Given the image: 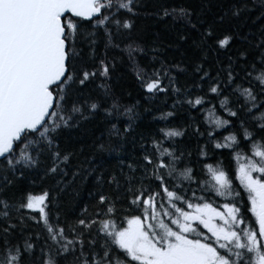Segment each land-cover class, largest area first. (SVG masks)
Masks as SVG:
<instances>
[{
	"label": "snow or ice",
	"instance_id": "1",
	"mask_svg": "<svg viewBox=\"0 0 264 264\" xmlns=\"http://www.w3.org/2000/svg\"><path fill=\"white\" fill-rule=\"evenodd\" d=\"M139 7L140 0H0V264H264V34L226 65L202 56L191 72L163 61L149 71L136 60L145 48L134 42L121 48L124 39L131 41ZM163 15L199 31L201 21L193 22L194 12L186 8L165 9ZM233 39L217 36L209 25L197 47L210 52ZM113 50L127 54L146 94L184 96L180 102L193 109L211 105L204 110L207 129L195 127V134L207 138L199 154L206 158L209 144L228 149L235 170L202 164L210 177L202 181L185 163L191 152L171 143L185 132L161 128L141 136V155L122 161L118 174L97 176V190L89 193L94 203L74 222L53 212L50 188L10 195L29 172L42 173V182L66 183L76 152L62 146L64 130L102 107L107 116L120 114L110 85L96 84L111 79ZM181 75L192 80L191 89L180 84ZM89 85L103 96H93ZM195 91L204 95L193 96ZM206 96L219 100L218 106ZM217 107L227 119L217 115ZM221 130L227 135L218 139ZM112 131L120 135L115 125ZM212 194L230 199L214 206Z\"/></svg>",
	"mask_w": 264,
	"mask_h": 264
},
{
	"label": "trees",
	"instance_id": "2",
	"mask_svg": "<svg viewBox=\"0 0 264 264\" xmlns=\"http://www.w3.org/2000/svg\"><path fill=\"white\" fill-rule=\"evenodd\" d=\"M140 5L139 14L135 17V29L131 33V41L124 39L121 48L129 42H134L133 46L139 44L145 48L146 55H139L136 60L141 66L147 65L149 71L153 68L160 69V61H163L165 66L180 64L191 72L192 62H200L202 56H207L217 66L226 65L229 57L233 59L236 57L238 49L249 48L248 42L258 41L264 34V0H140ZM237 7L243 9L238 16L233 15ZM180 8L194 12L193 22L197 18L201 21L198 25L199 31L188 30L182 21L163 15L165 9L171 11ZM209 25L215 29L217 36H234L231 44L226 48L218 50L213 48L210 52H202L197 47L200 32L207 29ZM152 49L156 51L153 52ZM100 51L103 52L102 45ZM249 51L258 56L255 49H249ZM110 55L116 57L115 69L110 74L111 79L98 80L96 84L103 82L110 85L111 94L118 98L121 105L120 114L107 116L102 107L89 120L64 130L62 146L74 149L76 152L66 183L57 186L51 180L42 182L40 179L42 173L29 172L23 179L16 182V187L10 189V195L18 189L39 193L43 189L50 188L54 204L53 212L58 211L62 220L74 222L85 205L94 203L89 193L97 190V176L101 172L105 178L118 174L122 161L131 163L135 157L141 155L140 145L144 143L141 136L148 137L161 128H177L185 132V135L174 138L171 143L181 150L191 152V162L186 160L185 163L194 168L202 181L210 180L209 176L202 173V164L215 166L222 163L225 169L235 170L236 162L228 149H213L209 144L207 157H201L199 154L198 148L205 145L207 138L195 134V127L199 126L201 132L207 129V124L204 122V110L211 105L205 104L203 109H193L186 103L180 102L186 99L184 96H177L171 92L167 95L146 94L136 81L134 68L127 54L122 55L119 50H113ZM153 57H156L155 61ZM208 66L205 65L206 68ZM171 75H176L175 71ZM179 81L181 85L187 84L191 89L190 78L181 75ZM89 89L92 90L93 96H103V91L95 85H89ZM205 91H207L206 86ZM192 95L203 96L204 92L195 91ZM205 99L212 100V103L217 106L219 104V100L211 96H206ZM111 103V99L106 101V105ZM125 108H131L132 113L125 115ZM168 112H172L173 115L167 120H161V115ZM217 115L228 118L219 107H217ZM113 125L119 129L120 135L112 131ZM129 125H131L130 131L125 133L124 129ZM228 131H234V129ZM223 135H227V132L221 130L217 138ZM101 145H103L102 149ZM73 171L77 172L75 177L71 175ZM31 181H35L34 186L30 183ZM234 184H238V181H234ZM193 187L195 188V185ZM103 190L108 191V186L105 185ZM236 191L241 190L237 187ZM242 197L246 202V193L242 192ZM208 199L216 206L222 205L230 197H218L212 194L208 196ZM30 227L35 228L36 225L30 224ZM68 259L71 260V257Z\"/></svg>",
	"mask_w": 264,
	"mask_h": 264
}]
</instances>
